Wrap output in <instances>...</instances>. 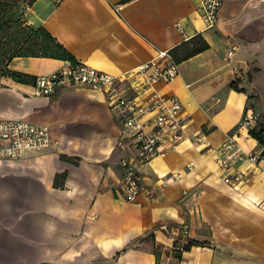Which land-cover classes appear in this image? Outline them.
<instances>
[{"label":"crops","instance_id":"0c3cea01","mask_svg":"<svg viewBox=\"0 0 264 264\" xmlns=\"http://www.w3.org/2000/svg\"><path fill=\"white\" fill-rule=\"evenodd\" d=\"M25 16L76 61L110 74L135 70L159 50L173 60L197 35L209 46L174 60L175 78L154 85L179 97L184 135L141 169L144 191L131 202L115 197L126 151L98 90L79 85L40 95L34 83L0 79V117L47 125L52 140L0 160V264H264V169L246 156L227 173L216 163L231 132L244 155L260 147L238 126L247 107L264 121L251 96L261 92L264 0H223L216 25L206 29L196 0H35ZM64 61L18 56L10 66L37 77ZM228 173L242 178L225 182ZM188 239L208 244L177 257L174 241Z\"/></svg>","mask_w":264,"mask_h":264},{"label":"built area","instance_id":"2783aa9c","mask_svg":"<svg viewBox=\"0 0 264 264\" xmlns=\"http://www.w3.org/2000/svg\"><path fill=\"white\" fill-rule=\"evenodd\" d=\"M50 1L60 3L62 0ZM196 1L204 29L213 28L223 0ZM176 25L184 32L180 21ZM177 72L178 63L172 60L167 50H159L154 59L126 74H110L81 61L65 60L59 69L35 78L34 92L47 95L63 87L84 85L103 95L119 126V145L126 151L119 160L123 175L114 187L115 197L131 202L144 191L141 169L153 158L174 148L183 138L187 117L183 114L179 97L159 93L154 88L159 82L174 79ZM258 117V112L248 108L238 127L249 131L257 126ZM51 141V129L47 125L21 117H0V160L15 159L33 148L48 147ZM217 156L216 163L225 173L245 156L264 169V147L260 145L257 151L244 155L235 132L225 136ZM241 178V173H228L224 181L237 182ZM261 187L264 192V184ZM181 234L186 235L187 230L183 229ZM175 241L172 249L181 252L183 240Z\"/></svg>","mask_w":264,"mask_h":264},{"label":"trees","instance_id":"16d2710c","mask_svg":"<svg viewBox=\"0 0 264 264\" xmlns=\"http://www.w3.org/2000/svg\"><path fill=\"white\" fill-rule=\"evenodd\" d=\"M35 0H0V79L9 77L22 83H35L36 76L16 69H12L10 62L14 57L38 56L52 57L75 62L74 55L61 45L57 39L43 26L34 25L28 21L25 11ZM209 46L200 36H194L191 45L182 43L172 53L173 60L177 62L189 58L191 55L207 49ZM236 91H245L243 87H237L236 82L230 83ZM251 107H247L245 111ZM244 111V112H245ZM256 112V111H255ZM257 113V112H256ZM251 137L255 138L264 147V121L258 117L257 126L249 129ZM63 158V157H62ZM54 183L58 184L59 177H65L64 173L55 175ZM176 243V241H174ZM206 241L188 239L183 244V249L188 250L193 245H207ZM180 251L174 254L180 257ZM157 254L156 251H154ZM158 256V254H157Z\"/></svg>","mask_w":264,"mask_h":264},{"label":"rangeland","instance_id":"374dc122","mask_svg":"<svg viewBox=\"0 0 264 264\" xmlns=\"http://www.w3.org/2000/svg\"><path fill=\"white\" fill-rule=\"evenodd\" d=\"M261 61L259 62L262 65L261 77H260V93H256V95H251L253 97V102L255 106L261 107L264 110V54L261 56ZM262 117V113L260 114ZM115 259V257L113 258ZM113 261H106L105 264H113Z\"/></svg>","mask_w":264,"mask_h":264}]
</instances>
